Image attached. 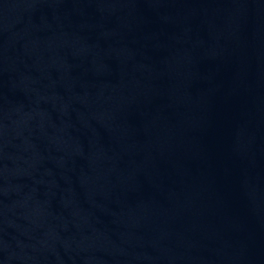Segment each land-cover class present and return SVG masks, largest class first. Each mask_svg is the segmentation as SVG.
I'll return each mask as SVG.
<instances>
[{
	"label": "water",
	"instance_id": "95a60500",
	"mask_svg": "<svg viewBox=\"0 0 264 264\" xmlns=\"http://www.w3.org/2000/svg\"><path fill=\"white\" fill-rule=\"evenodd\" d=\"M0 264H264V0H0Z\"/></svg>",
	"mask_w": 264,
	"mask_h": 264
}]
</instances>
